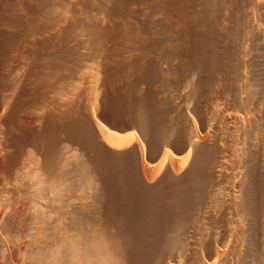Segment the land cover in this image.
<instances>
[{"label": "bare ground", "instance_id": "bare-ground-1", "mask_svg": "<svg viewBox=\"0 0 264 264\" xmlns=\"http://www.w3.org/2000/svg\"><path fill=\"white\" fill-rule=\"evenodd\" d=\"M0 264H264V0H0Z\"/></svg>", "mask_w": 264, "mask_h": 264}]
</instances>
